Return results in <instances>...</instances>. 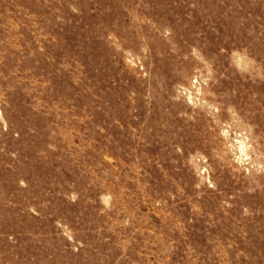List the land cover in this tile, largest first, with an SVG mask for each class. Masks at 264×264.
I'll list each match as a JSON object with an SVG mask.
<instances>
[{
    "label": "rangeland",
    "instance_id": "1",
    "mask_svg": "<svg viewBox=\"0 0 264 264\" xmlns=\"http://www.w3.org/2000/svg\"><path fill=\"white\" fill-rule=\"evenodd\" d=\"M0 264H264V0H0Z\"/></svg>",
    "mask_w": 264,
    "mask_h": 264
}]
</instances>
